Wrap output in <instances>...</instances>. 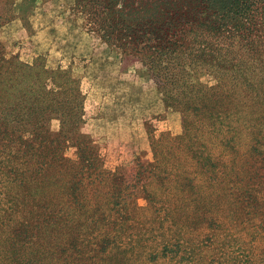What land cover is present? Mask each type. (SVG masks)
<instances>
[{
    "label": "trees",
    "instance_id": "obj_1",
    "mask_svg": "<svg viewBox=\"0 0 264 264\" xmlns=\"http://www.w3.org/2000/svg\"><path fill=\"white\" fill-rule=\"evenodd\" d=\"M0 3L1 26L15 0ZM70 10L139 61L180 131L150 137V161L105 168L78 133L72 63L24 61L0 41V264H264V0Z\"/></svg>",
    "mask_w": 264,
    "mask_h": 264
},
{
    "label": "rangeland",
    "instance_id": "obj_2",
    "mask_svg": "<svg viewBox=\"0 0 264 264\" xmlns=\"http://www.w3.org/2000/svg\"><path fill=\"white\" fill-rule=\"evenodd\" d=\"M70 4L71 0H15V5L5 6L14 12L13 19L0 26V41L24 61L39 53L49 66L72 63L85 94V119L78 133L98 148L105 168L128 165L135 157L150 161V137L178 134L179 114L164 109L139 61L87 33ZM50 129H57L55 120ZM136 204L144 201L138 198ZM173 262L165 259L159 264Z\"/></svg>",
    "mask_w": 264,
    "mask_h": 264
}]
</instances>
